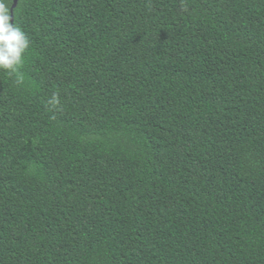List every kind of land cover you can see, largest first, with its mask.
<instances>
[{"label":"trees","instance_id":"16d2710c","mask_svg":"<svg viewBox=\"0 0 264 264\" xmlns=\"http://www.w3.org/2000/svg\"><path fill=\"white\" fill-rule=\"evenodd\" d=\"M13 19L31 44L22 85L0 71V264H264V0Z\"/></svg>","mask_w":264,"mask_h":264},{"label":"clouds","instance_id":"9594fccd","mask_svg":"<svg viewBox=\"0 0 264 264\" xmlns=\"http://www.w3.org/2000/svg\"><path fill=\"white\" fill-rule=\"evenodd\" d=\"M11 0H0V71L14 76V83L22 85L24 75L21 71L25 54L31 41L29 36L13 22L10 8ZM47 104L55 110L61 106L58 92H54L47 100Z\"/></svg>","mask_w":264,"mask_h":264},{"label":"water","instance_id":"95a60500","mask_svg":"<svg viewBox=\"0 0 264 264\" xmlns=\"http://www.w3.org/2000/svg\"><path fill=\"white\" fill-rule=\"evenodd\" d=\"M17 3H18V0H12V6H11L12 17H13V10L16 8ZM13 22H14V19H13Z\"/></svg>","mask_w":264,"mask_h":264}]
</instances>
